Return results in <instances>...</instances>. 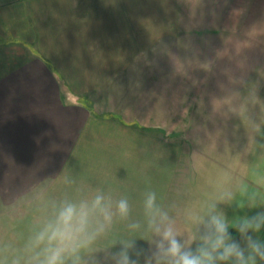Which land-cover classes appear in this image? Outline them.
I'll return each mask as SVG.
<instances>
[{
    "label": "crops",
    "instance_id": "1",
    "mask_svg": "<svg viewBox=\"0 0 264 264\" xmlns=\"http://www.w3.org/2000/svg\"><path fill=\"white\" fill-rule=\"evenodd\" d=\"M175 9L176 0H0V240L19 242L65 175L128 195L134 215L154 190L182 229L187 212L219 195L226 166L211 157L206 125L200 142L179 133L180 108L161 106V75L130 90V36L142 34L132 19H177Z\"/></svg>",
    "mask_w": 264,
    "mask_h": 264
},
{
    "label": "rangeland",
    "instance_id": "2",
    "mask_svg": "<svg viewBox=\"0 0 264 264\" xmlns=\"http://www.w3.org/2000/svg\"><path fill=\"white\" fill-rule=\"evenodd\" d=\"M176 5L177 19L169 11L140 24L132 19L131 30L142 34L130 36L131 46L139 47L130 50L135 62L130 90L148 89L151 76L161 75V106L180 108L179 133L200 142L205 124L211 142L206 149L226 166L223 184L237 199L241 186L264 195V0H176ZM223 207L232 217L233 210Z\"/></svg>",
    "mask_w": 264,
    "mask_h": 264
},
{
    "label": "clouds",
    "instance_id": "3",
    "mask_svg": "<svg viewBox=\"0 0 264 264\" xmlns=\"http://www.w3.org/2000/svg\"><path fill=\"white\" fill-rule=\"evenodd\" d=\"M62 182L63 192L40 198L19 242L0 240V264H264V195L246 186L239 199L222 187L185 214L182 229L175 205L154 190L141 194L134 215L126 194L75 186L67 175Z\"/></svg>",
    "mask_w": 264,
    "mask_h": 264
}]
</instances>
